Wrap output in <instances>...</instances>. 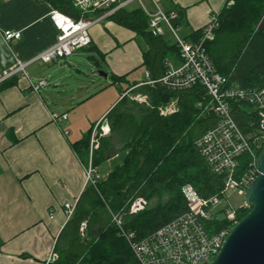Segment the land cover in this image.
Instances as JSON below:
<instances>
[{
  "label": "trees",
  "instance_id": "1",
  "mask_svg": "<svg viewBox=\"0 0 264 264\" xmlns=\"http://www.w3.org/2000/svg\"><path fill=\"white\" fill-rule=\"evenodd\" d=\"M38 1L75 19L82 17L71 0ZM230 1L233 4L219 13L214 39L205 44L207 55L230 84L264 88V0ZM109 18L146 39L150 48L144 55V66L151 80L161 79L169 70L168 56L175 52L179 56L176 44L170 46L149 32V19L142 8H121ZM201 35L202 29L197 30L193 41ZM124 82H128L126 76L112 77L120 95L137 85L129 83L128 89L122 90ZM136 92L146 94L153 108L125 96L108 113L111 134L101 140L94 165L103 164L117 147L125 153L124 159L102 177L97 188L89 187L84 192L85 200L76 207L57 239L54 252L58 258L52 264H139L112 222L110 210L126 212L125 229L141 240L188 210L182 194L185 185L194 186L207 198L221 196L225 190L226 174L213 173L195 146L196 139L218 121L210 110L211 99L205 88L198 85L174 92L159 84H144ZM174 98H179V111L161 116L158 107ZM232 111L245 135L254 134L258 127L254 107L234 101ZM91 133L92 129L73 145L84 164L88 163ZM251 162L248 155L238 159V178L249 173ZM139 198L148 201V206L130 214L131 205ZM250 211V207L236 210V219L242 220ZM84 222L87 228L83 236L80 227ZM214 224L216 230L230 227L227 220Z\"/></svg>",
  "mask_w": 264,
  "mask_h": 264
},
{
  "label": "crops",
  "instance_id": "2",
  "mask_svg": "<svg viewBox=\"0 0 264 264\" xmlns=\"http://www.w3.org/2000/svg\"><path fill=\"white\" fill-rule=\"evenodd\" d=\"M126 1L129 0H121ZM155 2L165 12L177 11L175 25L180 35L194 42L193 34L230 0ZM156 3L142 0L144 9L151 12H155ZM124 8H142L145 12L138 1H130ZM52 11L44 1L0 0V264H48L62 229L74 214L67 215L66 204L73 205L75 211L89 188L85 185L86 164L73 145L119 102L121 95L118 97L117 90L106 92L113 85L114 75L126 76L128 82L123 84L127 87L122 90L128 89L129 83L143 84L149 75L144 66V55L150 48L146 39L106 18L91 27L88 48L52 64L34 63L27 68L28 78L16 74L4 79L16 68L17 60L27 62L56 42L59 31L51 18ZM5 30L21 32V39L6 44L1 35ZM167 32L170 33L165 28L161 38L172 46L174 39H167ZM167 62L174 68L181 66L177 52L169 55ZM35 64H42L49 71L56 67L51 84L43 75L34 73ZM73 71L89 83L71 86L67 81ZM99 71L107 73V78L100 76ZM97 75L105 78L107 85L102 87ZM43 81H47L46 86L35 91L33 87ZM5 84L8 86L3 87ZM97 84L100 88L88 92ZM50 85L52 91H48ZM73 87L86 94L77 100L73 90L66 100L70 110H56L43 95L47 92L58 103ZM92 101H97L96 112L79 114ZM53 112L66 113L68 119L56 124L51 120ZM121 155L124 158L125 153L117 147L103 164L108 162L111 166V161ZM110 171H106V176Z\"/></svg>",
  "mask_w": 264,
  "mask_h": 264
},
{
  "label": "built area",
  "instance_id": "3",
  "mask_svg": "<svg viewBox=\"0 0 264 264\" xmlns=\"http://www.w3.org/2000/svg\"><path fill=\"white\" fill-rule=\"evenodd\" d=\"M130 1H138L144 9L142 0H71L72 4L82 12L80 19L53 10L51 18L59 34L56 42L27 62L17 60L16 68L6 73L4 79L20 74L28 78L27 68L34 63L52 64L67 59L75 53L91 45L90 29L93 25L109 18L116 11L124 8ZM154 3L155 0H153ZM230 1L227 6H231ZM155 12L145 10L149 19V32L155 37H162L167 28L174 37V43L179 52L181 66L172 67L159 80H151L147 75V82L132 87L121 95L130 100L152 107L146 94L137 93L136 89L144 84L161 87L174 92H182L195 86L205 88L211 99L212 110L217 116V123L209 128L195 141L199 153L215 174H226L225 190L221 196H202L192 185H185L182 194L187 201L188 210L175 219L159 228L148 237L139 240L134 232L125 229L126 212H112V222L128 242L139 264H210L218 255L233 227L239 222L236 219V210L249 208L245 202L242 207H235L231 213L222 209V202L227 201V193L236 190L240 196H245L247 188L258 174L256 168L257 153L264 144V88H242L237 84H230L228 77L217 71L207 55L205 44L214 39V31L219 24V14H213L208 24L202 29L199 40L189 42L184 39L179 28L175 25L178 20L177 11L165 12L156 3ZM100 15H98V13ZM1 35L6 44L21 39V32L5 30ZM47 81L34 86L38 91L46 86ZM234 101H242L254 107L257 113L258 127L254 134L247 136L240 128L232 111ZM179 111V98H174L165 105L158 107L161 116L167 117ZM68 119V114L53 112L51 120L60 124ZM66 134H68L66 132ZM111 134L107 116L100 120L92 129L89 147L88 163L85 165V185L97 188L102 176L94 165V154L101 146V140ZM248 155L250 163L249 173L238 178V159ZM148 206L143 198L136 199L129 210L136 214ZM74 206L66 204V213L71 216ZM225 214L222 218L221 215ZM220 220L230 222V227L216 230L215 224ZM87 224L84 222L80 231L84 236ZM58 254L52 252L48 264L53 263Z\"/></svg>",
  "mask_w": 264,
  "mask_h": 264
},
{
  "label": "water",
  "instance_id": "4",
  "mask_svg": "<svg viewBox=\"0 0 264 264\" xmlns=\"http://www.w3.org/2000/svg\"><path fill=\"white\" fill-rule=\"evenodd\" d=\"M98 74L107 78V73ZM258 174L245 193L251 211L227 236L210 264H264V144L256 159Z\"/></svg>",
  "mask_w": 264,
  "mask_h": 264
},
{
  "label": "rangeland",
  "instance_id": "5",
  "mask_svg": "<svg viewBox=\"0 0 264 264\" xmlns=\"http://www.w3.org/2000/svg\"><path fill=\"white\" fill-rule=\"evenodd\" d=\"M143 1L146 2V0H143ZM166 38L167 39H171V40L174 39L172 34L169 33V32H167ZM144 46H146V44ZM86 67L87 66L85 65L83 69H86ZM33 68H34V73L35 74L43 75L44 77H46L50 81V84L52 83V80H53L52 73L54 72V69L56 68L55 66H52L50 71H49V69L47 67H45L42 64H35V66ZM140 73H142V72H140ZM71 74H72V77H70L68 79V81H67V82L70 83L71 86L89 83V80L85 79L83 76L77 75L75 73V71L71 72ZM97 77H98L100 83L102 84V87L107 85V83L105 81L106 80L105 78H102L99 75H97ZM120 87L121 88L123 87L125 89L127 87V84H121ZM77 88L78 87L69 88L68 89V93L64 94L62 96V98H61L62 100H60L58 103H57V100L56 101L53 100L50 97V94H47V92L43 93V95L46 98L47 102L49 101L51 103V106L53 108H55L56 110H60V111L70 110L72 107L69 104H66V100L68 99L67 98L68 95L70 93H72V91L74 90V95H76V99L78 100V99H81L83 97V95L86 94V91H78ZM97 88H100L99 84H97V86H95V87H91L88 92H94ZM49 90L52 91V85L49 86L48 91ZM115 90H117L118 97H119L120 88H119L118 85H114L113 84V85L109 86L106 89V92H111V91H115ZM79 93H82V95L80 96ZM103 102H104V99H101V104ZM96 105H98L97 101H92L91 103L86 104L80 110L79 114H82L83 112H84V114H87V113L94 114L96 112L95 111ZM84 133H86V132H84ZM123 159H124L123 155H121V156H119V158L113 159L111 161V166L109 165L108 162H106L105 164H102L100 169H98L100 174H101V176L103 178L106 177V171L107 170H111L112 166L114 167L115 165L122 163ZM227 199H228L227 201L225 200V201L222 202V209L225 207L226 210H227V213H231L232 212L231 208L242 207L244 205V203H245V197L244 196H240L236 190L229 191L227 193ZM152 205H154V203ZM229 206H231V208ZM225 214L226 213H223L221 215V217L224 218Z\"/></svg>",
  "mask_w": 264,
  "mask_h": 264
}]
</instances>
